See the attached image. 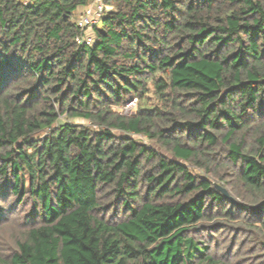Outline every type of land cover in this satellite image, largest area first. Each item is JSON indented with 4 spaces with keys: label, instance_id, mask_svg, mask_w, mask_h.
<instances>
[{
    "label": "trees",
    "instance_id": "1",
    "mask_svg": "<svg viewBox=\"0 0 264 264\" xmlns=\"http://www.w3.org/2000/svg\"><path fill=\"white\" fill-rule=\"evenodd\" d=\"M89 1L0 0V264H264V0Z\"/></svg>",
    "mask_w": 264,
    "mask_h": 264
},
{
    "label": "built area",
    "instance_id": "2",
    "mask_svg": "<svg viewBox=\"0 0 264 264\" xmlns=\"http://www.w3.org/2000/svg\"><path fill=\"white\" fill-rule=\"evenodd\" d=\"M113 10V7L106 5L103 0H90L82 8V12L76 20L77 25L84 31L76 37V41L81 44L92 45L94 43V29L101 26V19L105 12ZM92 33H88V32ZM131 103V102H130ZM128 103V104H130ZM127 110V108H125Z\"/></svg>",
    "mask_w": 264,
    "mask_h": 264
},
{
    "label": "rangeland",
    "instance_id": "3",
    "mask_svg": "<svg viewBox=\"0 0 264 264\" xmlns=\"http://www.w3.org/2000/svg\"><path fill=\"white\" fill-rule=\"evenodd\" d=\"M81 12H82V9L80 8V10L78 11L77 15H75V20H76V18H78L79 13H81ZM88 33H92V32L90 31V32H88ZM92 34H94V33H92ZM94 36H95V35H94ZM136 105H137V100L135 99V100L131 101L130 104H127L125 107H123L121 110L124 111V113H130V112H132L133 110H135ZM125 108H127V110H126ZM62 120H64V118H62ZM65 120H69V121L71 120V121H75V122H85L83 119H80V118L65 119ZM116 133H117V134H122L120 131H116ZM134 137H135V138H138V139H140V140H143V141L146 142V143L148 142L147 139H145V138H143V137H141V136L134 135ZM151 145L157 147L156 144H153V143H152ZM163 152H165V151H163Z\"/></svg>",
    "mask_w": 264,
    "mask_h": 264
},
{
    "label": "water",
    "instance_id": "4",
    "mask_svg": "<svg viewBox=\"0 0 264 264\" xmlns=\"http://www.w3.org/2000/svg\"><path fill=\"white\" fill-rule=\"evenodd\" d=\"M219 188L226 194V196H230L228 191L225 188H223L221 186H219Z\"/></svg>",
    "mask_w": 264,
    "mask_h": 264
},
{
    "label": "crops",
    "instance_id": "5",
    "mask_svg": "<svg viewBox=\"0 0 264 264\" xmlns=\"http://www.w3.org/2000/svg\"><path fill=\"white\" fill-rule=\"evenodd\" d=\"M79 16V15H78Z\"/></svg>",
    "mask_w": 264,
    "mask_h": 264
}]
</instances>
